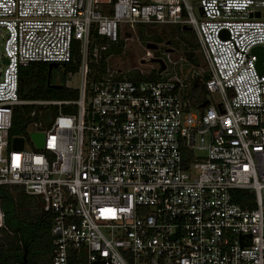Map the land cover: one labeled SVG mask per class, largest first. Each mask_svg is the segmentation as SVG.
I'll list each match as a JSON object with an SVG mask.
<instances>
[{"label":"built area","instance_id":"2783aa9c","mask_svg":"<svg viewBox=\"0 0 264 264\" xmlns=\"http://www.w3.org/2000/svg\"><path fill=\"white\" fill-rule=\"evenodd\" d=\"M195 1L199 18L188 0H0V186L54 215L51 264H264V18L248 17L264 0ZM144 26L189 28L199 65L150 40L115 64ZM180 60L188 73L169 67ZM33 62L62 64L76 98L22 100ZM196 78L220 98L197 110ZM21 106L26 135L9 137Z\"/></svg>","mask_w":264,"mask_h":264},{"label":"trees","instance_id":"16d2710c","mask_svg":"<svg viewBox=\"0 0 264 264\" xmlns=\"http://www.w3.org/2000/svg\"><path fill=\"white\" fill-rule=\"evenodd\" d=\"M142 30L145 40L155 43L165 42L167 39L173 40L172 47L178 52L176 55H183L192 65L198 66L200 59L196 54L197 44L192 33L183 32L176 27L152 28L144 26L139 28L138 35L141 39ZM120 48L116 50L119 52ZM76 71L75 67H70ZM68 69L66 65V70ZM207 79L204 75L203 81ZM50 84L53 82L50 79ZM64 80L62 78V83ZM19 96L22 100H58L75 99L76 92L65 88L52 89L48 84V64L43 62H33L19 70ZM208 99L207 91L200 78L193 81L189 91V101L193 109ZM32 106H21L14 109L12 127L8 133L12 136H25L27 125L31 122L29 113L33 110ZM38 110V108H35ZM56 115L55 108L43 109V118L48 121ZM247 192L237 191L233 193L234 201L244 206ZM0 206L3 212V229L19 237L21 251L6 253L4 244L12 250L13 246L10 238L0 232V264H51L53 255V237L51 227L54 215L51 212L35 210L34 202L15 186H0ZM4 244H3V243Z\"/></svg>","mask_w":264,"mask_h":264},{"label":"rangeland","instance_id":"374dc122","mask_svg":"<svg viewBox=\"0 0 264 264\" xmlns=\"http://www.w3.org/2000/svg\"><path fill=\"white\" fill-rule=\"evenodd\" d=\"M188 4H190L192 6L195 16L197 18H199V12H198L199 3H198V1L188 0ZM259 11L261 12L262 19H263L264 18V8H260ZM138 33H139L138 29L132 31L133 40L127 43V51H126L125 56H122V58L120 57V58L116 59L115 64H120L121 61L128 62L127 57H129V59H130L134 56L135 61H136L139 57L144 56V53L146 52V49H145L146 48V42L148 41V40L144 39V34L146 32L144 30H142V32H141L143 39H141L139 37ZM193 36H194V34L192 33V36L186 37V39L191 38V40H192ZM160 50L161 51L165 50V47L160 48ZM2 55H3V39L0 38V61H1ZM136 64H138V63H136ZM149 65H152V64H149ZM149 65H147V66L149 67ZM169 67L170 68L173 67V69L175 70L176 73H181V74H186L190 70V66L185 60H180L177 64L169 65ZM55 70L56 69L52 70V74L55 73ZM65 85L70 87V88H73V89H78L79 85H80L79 76L77 74L67 76ZM219 99L220 98L217 94H211L208 98L209 101L212 100L215 102L218 101Z\"/></svg>","mask_w":264,"mask_h":264},{"label":"water","instance_id":"95a60500","mask_svg":"<svg viewBox=\"0 0 264 264\" xmlns=\"http://www.w3.org/2000/svg\"><path fill=\"white\" fill-rule=\"evenodd\" d=\"M202 14V13H201ZM249 18H255V19H259L261 17V13L259 11H256L254 13H250L248 15ZM184 31H189V28H184ZM147 49H151L154 50L156 48L155 45L153 44H147L146 45ZM171 51V50H170ZM252 53L255 54L257 56V63L256 66L259 70L260 73L264 72V56L262 54V47H255L252 49ZM152 62H156V60H152ZM3 63H6V61H3ZM160 63V69L159 71L161 72L162 70H164V65L161 61H159ZM58 66H63L60 63H48V84L49 87H51L52 89H62L63 86L62 85H58V84H50V78H51V72L53 69H56ZM208 103V100H206L203 104H201L199 106V109H203ZM30 138L33 141L35 147L37 149H41L43 147V134L42 133H31L30 134ZM23 146V139L22 138H13L11 141V147L12 149L15 150H20ZM5 233H8L7 231L4 230ZM10 237L13 240V243L15 245V248L18 252L21 251V245H20V241H19V237L17 234H10ZM24 261L23 264H25V258L23 257Z\"/></svg>","mask_w":264,"mask_h":264},{"label":"flooded vegetation","instance_id":"af4514ba","mask_svg":"<svg viewBox=\"0 0 264 264\" xmlns=\"http://www.w3.org/2000/svg\"><path fill=\"white\" fill-rule=\"evenodd\" d=\"M184 32V31H183ZM187 32H189V31H187ZM165 44L167 45V46H170V47H172V45H173V40L171 39H167L166 41H165ZM64 69H65V67L64 66H58L57 68H56V70H55V73L54 74H52V72H51V81L53 82V84H58V85H60L61 83H62V75H63V73H64Z\"/></svg>","mask_w":264,"mask_h":264},{"label":"crops","instance_id":"0c3cea01","mask_svg":"<svg viewBox=\"0 0 264 264\" xmlns=\"http://www.w3.org/2000/svg\"><path fill=\"white\" fill-rule=\"evenodd\" d=\"M184 32H187V31H184ZM4 234H6L9 238H10V241H11V243H12V246H13V248H12V251H10L9 253H12V252H18L17 250H16V248H15V245H14V243H13V240H12V238L10 237V235L8 234V233H5V232H3ZM11 234V233H10ZM1 242V241H0ZM6 245V244H5ZM7 246V245H6ZM5 246V247H6Z\"/></svg>","mask_w":264,"mask_h":264}]
</instances>
